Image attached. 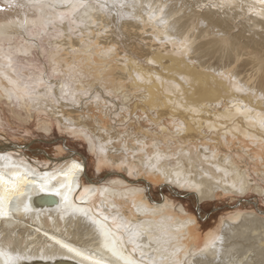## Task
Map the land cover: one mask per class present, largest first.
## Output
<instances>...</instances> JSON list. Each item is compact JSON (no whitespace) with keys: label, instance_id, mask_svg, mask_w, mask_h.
Wrapping results in <instances>:
<instances>
[{"label":"bare ground","instance_id":"bare-ground-1","mask_svg":"<svg viewBox=\"0 0 264 264\" xmlns=\"http://www.w3.org/2000/svg\"><path fill=\"white\" fill-rule=\"evenodd\" d=\"M0 156L15 264H264V3L0 0Z\"/></svg>","mask_w":264,"mask_h":264},{"label":"snow or ice","instance_id":"snow-or-ice-1","mask_svg":"<svg viewBox=\"0 0 264 264\" xmlns=\"http://www.w3.org/2000/svg\"><path fill=\"white\" fill-rule=\"evenodd\" d=\"M36 0H32V3L35 4ZM262 3H264V0H261ZM6 3L9 6L15 5L17 3V0H6ZM23 7V5H20ZM71 7L75 8L76 5L72 4ZM7 156H0V160H7ZM80 165L78 163H74L72 168L77 169ZM63 175L68 176L70 179V174L68 172L63 173ZM54 178V177H53ZM45 179L47 180V175L45 176ZM21 185L17 184H10L9 180L5 178L3 174H0V216H6L8 213L5 209V201H8L13 195H22L20 192ZM67 199V197H65ZM27 210V208L25 209ZM219 239V238H217ZM57 243H61L60 241H57ZM63 247L67 248L69 252H75L77 256L83 257L84 260H90L92 264H105V262L101 259L89 256L83 252H81L78 249H75L71 247L70 245L63 244ZM114 254H118L115 253ZM0 256L5 257V264H15V261L17 257H13L9 255L8 253H5L4 251L0 250Z\"/></svg>","mask_w":264,"mask_h":264},{"label":"rangeland","instance_id":"rangeland-1","mask_svg":"<svg viewBox=\"0 0 264 264\" xmlns=\"http://www.w3.org/2000/svg\"><path fill=\"white\" fill-rule=\"evenodd\" d=\"M33 127H32V134H35L36 132H38V131H35V129H34V125H32ZM57 126L55 125V127H54V131H53V133H51L50 135H48V136H44V134H42V133H39V134H35V137H38V138H42V139H57V141H59L60 140V137L62 136V135H60L58 132H57ZM64 137V136H63ZM46 145V144H45ZM47 146V145H46ZM77 151H79L80 153H82L84 156H86V148H85V146L83 145H80V144H78L77 142H74V146H73ZM226 201H228V200H225L224 202H226ZM251 201V200H250ZM218 205H220V206H218ZM226 204H218V203H210V204H208V206L207 207H209L208 208V211H206V212H209V210H210V208L211 209H214L215 207H222V206H225ZM202 208H203V206H202ZM220 208H218V209H220ZM217 210V209H216ZM219 211V212H218ZM218 211H216V214L214 215V220L215 221H220V218L223 216V212H220L221 210H218ZM225 212V211H224Z\"/></svg>","mask_w":264,"mask_h":264}]
</instances>
